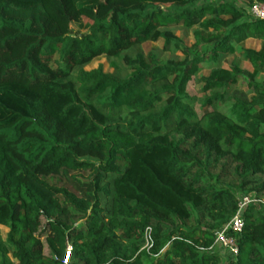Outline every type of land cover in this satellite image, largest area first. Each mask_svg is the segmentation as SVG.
<instances>
[{"label":"trees","instance_id":"trees-1","mask_svg":"<svg viewBox=\"0 0 264 264\" xmlns=\"http://www.w3.org/2000/svg\"><path fill=\"white\" fill-rule=\"evenodd\" d=\"M235 2L0 0V264H264L256 203L215 245L264 195V21Z\"/></svg>","mask_w":264,"mask_h":264},{"label":"rangeland","instance_id":"rangeland-1","mask_svg":"<svg viewBox=\"0 0 264 264\" xmlns=\"http://www.w3.org/2000/svg\"><path fill=\"white\" fill-rule=\"evenodd\" d=\"M221 1H224V0H210L211 3L213 4H217ZM228 1H231V0H228ZM235 5L239 8H244L245 11H246V7L238 0H236L235 2ZM247 11L249 12V9H247ZM246 11V12H247ZM247 12V13H248ZM249 15V13H248ZM162 31H169L171 32L174 36L178 37L183 45L185 47H190L193 42H194V39H193V35H192V31H189L187 34H184L182 31H180L178 29V27H169V28H165V29H161ZM73 33L74 34H83L84 31L79 29L77 26H74L73 27ZM162 41H159L157 43H146L144 45H142V50L147 53L149 52L150 50L152 49H161L162 48ZM261 45L262 43L258 40H254V39H247L244 43H243V46L245 49H249V50H254V51H259L261 49ZM177 57H181L180 53H176L175 54ZM167 58V55L165 54L163 56V59ZM232 62V57H229L227 58L225 61H224V65L226 64H230ZM99 65H102L103 66V70L105 73H110L111 70L110 68L108 67L106 61L104 58L102 57H99V58H96L94 59L90 65H88L85 70L86 71H91V70H94L96 69ZM240 67L242 68L243 70V73L237 83V85L235 87H232L230 88L231 91H238L244 95H247L248 98L252 96L253 94V89H251V87H249V78H248V72L251 71L250 67L246 64V63H243L241 62L240 63ZM207 72L205 69H202L201 71V74L200 76H203V75H206ZM258 82H263L264 83V78L262 77L261 79H259ZM200 85L196 84V83H193V82H190L189 85L187 86V93L190 95V96H195V97H198L200 94ZM196 109H198V106H196ZM224 184L226 185H230V183L232 184L233 182L230 181L229 179H226L224 181H222ZM255 197V196H254ZM258 202L259 203H256L257 204V208H261V207H264V195L261 199H258ZM0 231L2 233V235L4 236V234L7 232L6 229L4 228H0ZM43 244H44V253L45 254H49V250H48V247L46 245V240L43 241ZM221 254H224L226 255V253H224L223 251L221 252ZM222 259V262L224 263L225 262V259L224 258H221Z\"/></svg>","mask_w":264,"mask_h":264},{"label":"built area","instance_id":"built-area-1","mask_svg":"<svg viewBox=\"0 0 264 264\" xmlns=\"http://www.w3.org/2000/svg\"><path fill=\"white\" fill-rule=\"evenodd\" d=\"M249 16L254 20L264 21V3H255L251 8H249ZM250 203H257L256 200H253L247 196L240 198L238 202V210L235 216L231 219V221L225 225L221 230L216 232L215 234V245L219 249H225L228 253L232 255H237L238 249L233 240V238L228 236V233L234 232L239 233L242 231L244 227V223L242 220V212ZM149 242V240H148Z\"/></svg>","mask_w":264,"mask_h":264}]
</instances>
